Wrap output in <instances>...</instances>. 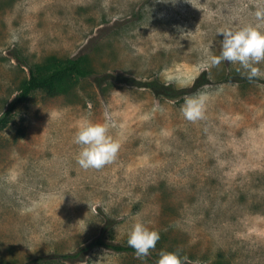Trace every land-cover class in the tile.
Instances as JSON below:
<instances>
[{"label":"rangeland","instance_id":"rangeland-1","mask_svg":"<svg viewBox=\"0 0 264 264\" xmlns=\"http://www.w3.org/2000/svg\"><path fill=\"white\" fill-rule=\"evenodd\" d=\"M257 10L264 0H0V116L30 67L78 55L97 75L209 81L192 93H208L196 121L181 111L192 94L115 80L69 77L17 104L0 128V264H149L161 250L182 264H264V61L252 80L211 62L220 31H264ZM85 118L107 120L120 145L99 169L76 160ZM137 221L160 235L144 257L97 247L81 262L36 261L98 237L128 245Z\"/></svg>","mask_w":264,"mask_h":264},{"label":"clouds","instance_id":"clouds-1","mask_svg":"<svg viewBox=\"0 0 264 264\" xmlns=\"http://www.w3.org/2000/svg\"><path fill=\"white\" fill-rule=\"evenodd\" d=\"M255 15L258 19L264 18V10H257ZM218 34L223 36L220 40V54L211 57L212 64H219L222 60L238 63L248 72L249 80L262 75L256 65L264 61V31L249 24L238 29L226 28ZM207 97L208 93L204 92L188 96L181 106L185 118L190 121L201 119ZM109 127L107 120L99 123L85 118L77 128L74 143L79 146L76 160L80 167L99 169L116 157L120 145L109 134ZM127 236L128 245L138 257L146 256L160 239L157 231L139 221L131 225ZM156 264H182V259L176 252L161 250Z\"/></svg>","mask_w":264,"mask_h":264},{"label":"trees","instance_id":"trees-1","mask_svg":"<svg viewBox=\"0 0 264 264\" xmlns=\"http://www.w3.org/2000/svg\"><path fill=\"white\" fill-rule=\"evenodd\" d=\"M69 77H76L78 79L93 78L98 89H101L106 82L115 80L119 83L137 86L140 88H147L151 90V92L156 96H164L172 99H175L178 96H185L187 94L195 93L202 86L209 84L205 73L201 74L196 79L192 87L182 89L175 88L172 85L162 83L156 79L150 81H138L134 78L125 77L123 75H97L85 65L82 55H78L74 58L67 59L66 61L55 63L53 66L50 64H43L30 67L29 78L23 83L20 93L16 97L14 103L0 116V128H4L9 123L13 110L17 104L24 102L33 92L45 90L48 91L49 94L54 95L57 93V87ZM234 82H236V79H234ZM20 134H22L21 136L23 137L25 131L21 130ZM97 247H105L115 252L135 253V250L129 245L117 244L113 241H107L103 237H98L89 245L82 247L74 253L52 255L46 258H39L36 261L38 263H41L44 260L50 263L54 262L55 260L81 262L84 261L85 255L88 254V252ZM148 262L149 264H156V262L152 259H149Z\"/></svg>","mask_w":264,"mask_h":264}]
</instances>
